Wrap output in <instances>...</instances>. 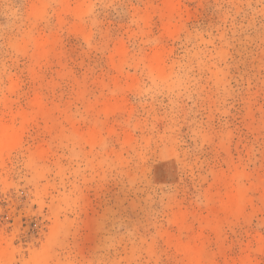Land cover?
<instances>
[{
	"label": "rangeland",
	"instance_id": "obj_1",
	"mask_svg": "<svg viewBox=\"0 0 264 264\" xmlns=\"http://www.w3.org/2000/svg\"><path fill=\"white\" fill-rule=\"evenodd\" d=\"M0 264H264V0H0Z\"/></svg>",
	"mask_w": 264,
	"mask_h": 264
},
{
	"label": "bare ground",
	"instance_id": "obj_2",
	"mask_svg": "<svg viewBox=\"0 0 264 264\" xmlns=\"http://www.w3.org/2000/svg\"><path fill=\"white\" fill-rule=\"evenodd\" d=\"M12 143V134L7 130L0 131V148L10 146Z\"/></svg>",
	"mask_w": 264,
	"mask_h": 264
}]
</instances>
